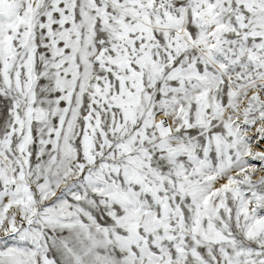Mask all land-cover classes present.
<instances>
[{"label":"snow or ice","instance_id":"obj_1","mask_svg":"<svg viewBox=\"0 0 264 264\" xmlns=\"http://www.w3.org/2000/svg\"><path fill=\"white\" fill-rule=\"evenodd\" d=\"M0 264H264V0H0Z\"/></svg>","mask_w":264,"mask_h":264}]
</instances>
